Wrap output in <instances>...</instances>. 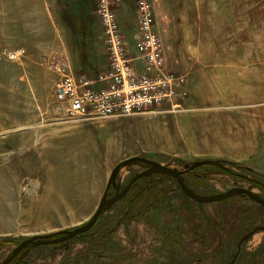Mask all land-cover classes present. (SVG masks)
<instances>
[{
    "label": "rangeland",
    "instance_id": "obj_1",
    "mask_svg": "<svg viewBox=\"0 0 264 264\" xmlns=\"http://www.w3.org/2000/svg\"><path fill=\"white\" fill-rule=\"evenodd\" d=\"M137 1L112 6L131 52ZM149 1L164 70L186 78L180 105L70 119L53 63L76 80L108 69L98 0H0V263L27 238L85 224L135 156L185 170L200 195L264 198V0ZM146 168L123 165L107 196ZM9 264H264V207L243 194L199 203L152 174L87 232Z\"/></svg>",
    "mask_w": 264,
    "mask_h": 264
},
{
    "label": "built area",
    "instance_id": "obj_2",
    "mask_svg": "<svg viewBox=\"0 0 264 264\" xmlns=\"http://www.w3.org/2000/svg\"><path fill=\"white\" fill-rule=\"evenodd\" d=\"M118 0H98L97 14L110 57L108 69L76 80L66 62L53 63L58 73L55 100L68 118H105L130 115L167 103L178 107L185 95L184 75L164 70L163 50L149 0L136 3L134 51L125 40L113 5Z\"/></svg>",
    "mask_w": 264,
    "mask_h": 264
},
{
    "label": "water",
    "instance_id": "obj_3",
    "mask_svg": "<svg viewBox=\"0 0 264 264\" xmlns=\"http://www.w3.org/2000/svg\"><path fill=\"white\" fill-rule=\"evenodd\" d=\"M129 162H139L142 164L147 165V168L141 172L134 174L125 184V186L113 196H107V190L111 187L114 183L115 174L118 169H120L123 165ZM184 173L185 170H177L169 166H165L159 162L154 160H150L144 157H131L128 158L119 164H117L111 172L110 178L108 180L106 191L103 194L102 199L100 200L94 214L91 218L83 225L74 227L72 229L62 230L52 234L46 235H38L27 238L21 241L13 251L5 257L0 264H9L24 248L30 246H37V245H48V244H57L66 240L73 239L74 237L83 234L90 230L93 225L97 222L99 216L102 214L103 211L109 209L115 202L120 200L130 189V187L140 178L148 177L152 174H159V175H167L174 178L180 187L181 191L187 195L189 198L193 199L199 203H209L215 201H221L235 195L243 194L250 198L251 200L255 201L256 203L262 205L264 207V198L254 192L253 190L245 187H232L225 192L217 193L214 195H200L195 192L184 180Z\"/></svg>",
    "mask_w": 264,
    "mask_h": 264
},
{
    "label": "crops",
    "instance_id": "obj_4",
    "mask_svg": "<svg viewBox=\"0 0 264 264\" xmlns=\"http://www.w3.org/2000/svg\"><path fill=\"white\" fill-rule=\"evenodd\" d=\"M120 26H121V24H120ZM121 29H122V32L124 33L125 30H124V28L122 26H121Z\"/></svg>",
    "mask_w": 264,
    "mask_h": 264
}]
</instances>
